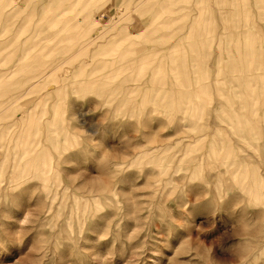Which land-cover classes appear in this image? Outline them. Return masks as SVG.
Segmentation results:
<instances>
[{
	"label": "rangeland",
	"instance_id": "1",
	"mask_svg": "<svg viewBox=\"0 0 264 264\" xmlns=\"http://www.w3.org/2000/svg\"><path fill=\"white\" fill-rule=\"evenodd\" d=\"M164 1L0 0V42L12 39L30 49L28 58L47 55L43 63L32 64L35 71L52 74L27 93V100L42 102L46 109V138L62 141L69 133L85 138L83 144L79 139L64 143L61 166L45 170L41 180L15 186L11 173L0 169V264H264V134L240 130L242 122L264 125V57L253 60L254 70L247 76L256 79L254 84L240 86L246 79L240 72L227 82L220 93L229 102L216 96L213 79L184 88L170 77L151 93L130 94L134 110L99 104L109 102L100 96L105 98L102 88L116 72L124 74L117 75L115 84L123 75L132 76L135 84L153 78L151 67L127 46L146 44L161 25L157 16ZM240 3L249 6L241 10L242 22L236 25L238 17L234 22L225 17L218 26L222 68L231 59L240 60L236 51H227L242 42V36L232 39L234 32L256 36L243 41L255 53L262 46L264 0ZM0 70L1 104L23 92L33 73L15 74L12 66ZM163 75L170 72L161 70L158 77ZM204 88L207 96L201 93ZM184 93L183 101L165 98ZM149 101L163 107L149 114L144 108ZM219 105L217 112L200 114L203 106L213 110ZM232 105L237 110L233 115ZM178 106L186 107L179 120H166L167 112ZM15 111L20 112L18 107ZM55 117L64 126L57 132L49 123ZM20 150L27 153L29 146ZM138 155L143 157L135 161ZM196 156L222 175L195 168L198 160L191 158ZM109 159L125 163V169L109 170ZM161 166L182 170L171 179L156 177ZM190 173H196L192 180L187 179ZM112 177L118 178L115 197L94 189L113 184ZM55 191L59 194L51 201L47 193ZM101 197L121 208L106 207L93 216L83 210H98ZM81 212L92 218L84 219Z\"/></svg>",
	"mask_w": 264,
	"mask_h": 264
},
{
	"label": "bare ground",
	"instance_id": "2",
	"mask_svg": "<svg viewBox=\"0 0 264 264\" xmlns=\"http://www.w3.org/2000/svg\"><path fill=\"white\" fill-rule=\"evenodd\" d=\"M155 1L159 2L161 0ZM159 9L160 13L157 18L160 19L161 25L148 36L146 44L134 48L136 44L129 42V46H127L130 52L135 54L141 64L151 67V72L154 75L153 78L148 81H138L139 84H135L137 80H134L132 76L127 77L123 75L119 78L118 84H115L117 83L115 79L117 75L124 74L123 71L116 72L115 76L109 79L111 84H107L102 88L105 98L100 96L101 101L104 99L110 100L109 102H99L100 106L109 104L111 110H117L123 106H127L134 110L136 104L135 101L129 97L130 94L134 93L136 90H146L151 93L156 89L157 84L166 83L170 77H173L174 83L180 84L184 88H187L192 83L197 85L203 81L209 82L210 79H213L212 83L219 91V94L216 96L221 97L225 102H229L228 97L220 92L226 89L225 85L237 72L245 74L246 76L243 82H239L240 86H242L243 83L251 85L256 82L255 78H247V76L254 70L253 60L259 56L264 57V32L259 33L261 36L258 40L262 46L258 47L257 53H255L254 47L245 43L247 41L252 42L256 36L251 34V32H234V34H232V39L242 36V42L237 40L238 45L227 51H236L240 60L238 63H235L234 60L231 59L229 66H225V68L221 66L223 48L219 47V23L221 24V21L225 20L223 19L225 17L230 18L233 22L238 17L236 25L240 24L242 22L241 17L243 13L241 10L249 9L248 5L245 6L242 3L238 5V0H165L163 3L160 2ZM55 34H57V31ZM141 35L140 32L139 36ZM8 38L9 37H7V39ZM126 40L123 39L122 41L126 43ZM244 40L245 42H243ZM2 44L4 45L0 49V69L12 66V68H15V74H24L26 72H30V74L33 73L29 79L30 83L25 87L23 92L16 95V97L12 98L9 102L0 104V140L5 142L0 145V169L11 173L10 180H13L12 183L16 186L20 183L29 182L28 180L32 179L41 180L45 170L50 171L53 166L60 167V163H62L60 153L61 146L64 143L71 144L72 142H76L74 140L78 139L79 144L81 143L80 141H83L81 143L83 144L85 138H79L71 133L62 141L55 139L53 135L51 137L49 136V139L46 138L48 131H46L42 123V117L46 109L42 102H30L27 100V93L31 88H34L36 84L42 82L52 74V70L35 71L34 69L37 68H34L35 65L32 64L33 62L43 63V60L47 59V55L45 53L37 54L32 59L30 56L29 58L25 56L26 52L30 49H21V47L16 45L14 40H3L0 42V45ZM19 51L21 52L20 55H18ZM20 56L22 58L19 59ZM132 59L134 60V58ZM164 69L170 72V76L163 75L162 77H158L161 70ZM224 73L227 75V78L223 77ZM1 79L2 78H0V80ZM187 82L189 85H186ZM227 89L232 92L233 86H229ZM201 93L207 96V88H204ZM110 96H113V98ZM165 98L173 99V101H183L187 98V95L185 93L183 95L174 94ZM19 99H25L27 102H13ZM23 106L25 107L23 108ZM17 107L20 111L18 115H16L15 111ZM161 107L163 106L160 102H150L144 105L146 111H150L149 114L158 112ZM221 107L222 106L219 105L218 108H214L213 110L210 108L206 110V106H203L200 108V114H207L210 111L217 112ZM185 108V106L171 108L165 115L166 120H179L180 114L183 113ZM187 111H189V108ZM236 112V107H233V105L230 106V113L233 115L236 114ZM106 114L108 116L109 112ZM62 121V118L55 117L49 123L57 132V129H64V126L61 124ZM33 122H37V124L32 131L28 132L26 126ZM247 129H259V131L264 134V125L260 126L258 123L243 125L242 122L240 130L245 131ZM89 130L91 134L97 133V131L93 129ZM24 145L29 146L27 153H23L20 150V147ZM123 147V149H127L128 142L124 143ZM147 154L150 153L148 152L145 155ZM141 157L143 156L138 155L135 161H139ZM191 159L193 162L196 159L198 160L195 164L193 163L195 168L205 167L209 171H215L217 177L222 175L218 169H216V166L206 164L205 161L202 160V156L192 157ZM106 163L109 170L122 171L125 169V163L117 160L109 159ZM152 163H154V161ZM161 168L162 169L158 170L156 177L165 176L171 179L173 174H177L182 170L179 166L176 168L161 166ZM221 168L226 169L228 167L222 166ZM195 175L196 173H190L187 179L192 180ZM117 179L118 178L112 177L113 184L109 183L103 186H94V189L103 188L106 190V195H110L113 198L118 191L116 188ZM124 183H121V186H119L120 191L123 190ZM42 189L46 190L47 188L44 186ZM58 194L57 191L47 193L51 201H54ZM106 197H101L103 199L96 200L101 201L97 202L98 210H89L88 208H84L83 210L85 212L89 211L93 216L94 213L106 207H114L115 209L121 208V206H114L112 204L113 201ZM93 199L95 198H91L90 200ZM85 202L87 203L89 200ZM80 214L84 219L86 217L92 218L88 213L81 212ZM83 223L82 221L79 225Z\"/></svg>",
	"mask_w": 264,
	"mask_h": 264
},
{
	"label": "snow or ice",
	"instance_id": "3",
	"mask_svg": "<svg viewBox=\"0 0 264 264\" xmlns=\"http://www.w3.org/2000/svg\"><path fill=\"white\" fill-rule=\"evenodd\" d=\"M0 252H3V249L2 248H0Z\"/></svg>",
	"mask_w": 264,
	"mask_h": 264
}]
</instances>
